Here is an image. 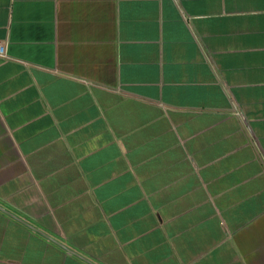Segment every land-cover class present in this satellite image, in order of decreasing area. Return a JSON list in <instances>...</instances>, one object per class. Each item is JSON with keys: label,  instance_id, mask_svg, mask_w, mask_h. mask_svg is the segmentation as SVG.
I'll return each mask as SVG.
<instances>
[{"label": "crops", "instance_id": "0c3cea01", "mask_svg": "<svg viewBox=\"0 0 264 264\" xmlns=\"http://www.w3.org/2000/svg\"><path fill=\"white\" fill-rule=\"evenodd\" d=\"M0 264H264V0H0Z\"/></svg>", "mask_w": 264, "mask_h": 264}, {"label": "built area", "instance_id": "2783aa9c", "mask_svg": "<svg viewBox=\"0 0 264 264\" xmlns=\"http://www.w3.org/2000/svg\"><path fill=\"white\" fill-rule=\"evenodd\" d=\"M0 57L1 58H5L6 57L5 50H4L3 46H1V45H0Z\"/></svg>", "mask_w": 264, "mask_h": 264}]
</instances>
